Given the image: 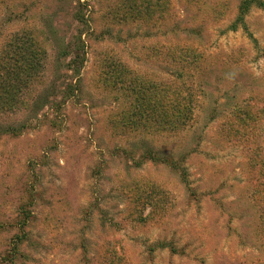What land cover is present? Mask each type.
I'll return each instance as SVG.
<instances>
[{"label":"rangeland","instance_id":"rangeland-1","mask_svg":"<svg viewBox=\"0 0 264 264\" xmlns=\"http://www.w3.org/2000/svg\"><path fill=\"white\" fill-rule=\"evenodd\" d=\"M241 3L0 0V48L41 50L0 97V264H264V6ZM142 80L191 88L187 124Z\"/></svg>","mask_w":264,"mask_h":264},{"label":"trees","instance_id":"trees-1","mask_svg":"<svg viewBox=\"0 0 264 264\" xmlns=\"http://www.w3.org/2000/svg\"><path fill=\"white\" fill-rule=\"evenodd\" d=\"M255 2H258L259 4L264 6V2L261 1L242 0L240 6L241 16L238 19L240 22L243 21L242 17L246 15V12L251 8V6ZM72 52L73 50L71 49L69 54L70 66L68 69H70L71 71H77L78 66L82 62H84V58L80 57L79 53H77V55H72ZM40 55L41 50L38 48V46L32 39L27 37V33L25 32L17 34L10 39H7V41L0 48V76L3 77L0 78L1 98H3L4 96H10L12 102L15 100L14 96H17L27 85V79L33 78V76L29 75V72L27 73V70L29 68H32L33 64H35V60L39 61L38 57ZM190 58L195 61V58L197 59L198 57L192 55V57ZM175 60H178V63L180 62L179 58ZM117 75H119V73L115 76ZM140 87L142 88L141 90L139 89V91L142 93L141 98L139 100L143 102L142 106H144L142 110H147L148 108H145L149 107L148 102H150V104L157 106L158 108L162 107L165 110L169 108L171 110V115L169 117H172V119L174 120L171 123L174 125L175 129L187 124L189 116L192 115L193 108L195 109L196 107L194 101V97L196 99V95L194 94V91L191 88L188 87V89H186L185 91L183 88L180 87H172V89H169L161 84L157 85L153 84V82L151 81L144 82L143 80ZM70 89L73 90V87H70ZM145 91L150 92L145 93ZM167 94H170L169 96L171 100L169 99V96ZM145 95L148 98V102L146 100ZM188 97L193 98L194 103H192L191 105L190 101H186ZM251 112L252 110H247V112L243 111L240 115L241 117L244 116L243 120H248V116ZM161 115L163 116V120H161L160 125H163L168 121H166V115L164 113H162ZM234 117H238L237 113ZM241 117L238 119H241ZM143 156H145V158H148V160H151L152 162H162L169 164L166 157L160 156L158 152L154 151L151 148L146 149V151L143 153Z\"/></svg>","mask_w":264,"mask_h":264}]
</instances>
